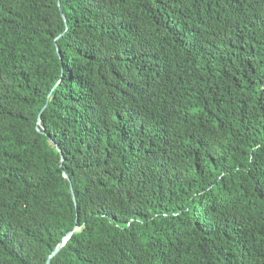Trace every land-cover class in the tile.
<instances>
[{"label":"trees","instance_id":"obj_1","mask_svg":"<svg viewBox=\"0 0 264 264\" xmlns=\"http://www.w3.org/2000/svg\"><path fill=\"white\" fill-rule=\"evenodd\" d=\"M69 231L49 264H264V0H0V264Z\"/></svg>","mask_w":264,"mask_h":264},{"label":"water","instance_id":"obj_2","mask_svg":"<svg viewBox=\"0 0 264 264\" xmlns=\"http://www.w3.org/2000/svg\"><path fill=\"white\" fill-rule=\"evenodd\" d=\"M66 177L67 175L64 174ZM72 231H69L62 239V241L60 243H58L56 245V247L54 248V250L50 253L47 264H49V259L52 258L54 255H56L58 253V251L61 249V247L63 246V244L65 243V241L68 239V237L71 235Z\"/></svg>","mask_w":264,"mask_h":264}]
</instances>
